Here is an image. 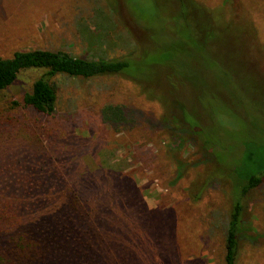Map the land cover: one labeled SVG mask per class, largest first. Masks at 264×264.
<instances>
[{
    "label": "rangeland",
    "instance_id": "obj_1",
    "mask_svg": "<svg viewBox=\"0 0 264 264\" xmlns=\"http://www.w3.org/2000/svg\"><path fill=\"white\" fill-rule=\"evenodd\" d=\"M189 2L0 0L2 57L43 48L130 58L126 75L49 77L50 114L22 101L42 69L0 91L2 187L32 193L38 215L76 192L95 229L115 225L103 226L108 264H222L237 199L235 264H264V178L239 193L264 156V0ZM107 104L135 110L134 125L110 128ZM159 123L196 144L175 160ZM177 160L185 170L173 181Z\"/></svg>",
    "mask_w": 264,
    "mask_h": 264
},
{
    "label": "trees",
    "instance_id": "obj_2",
    "mask_svg": "<svg viewBox=\"0 0 264 264\" xmlns=\"http://www.w3.org/2000/svg\"><path fill=\"white\" fill-rule=\"evenodd\" d=\"M178 1L181 8L190 6L189 0ZM96 57L83 58L65 50L43 48L14 51L9 57L0 56V91L13 84L21 71L42 69L44 74L33 81L30 90L23 94L22 101L38 112L50 114L55 110L57 90L49 77L56 74L81 78L128 74L130 58ZM142 82L139 83L143 85ZM101 116L114 131L130 129L136 120L135 110L120 104L105 105ZM173 119L177 120L174 116ZM158 126L170 134L171 143L175 144L172 149L175 160L182 145L196 144L189 138L181 139L183 128L168 127L160 123ZM182 168L184 169V165L178 161L173 181L182 178V171L185 170ZM263 178L264 156L257 172L248 173L240 180L243 182L239 190L241 196L258 186ZM1 183L3 182H0V264H108L109 245L106 243L107 234L103 232V226L115 225L106 220L100 224L101 231L95 229L90 220V212L82 209L76 192L69 189L63 193L62 211L47 210L38 215L34 212L35 203H27L32 193L13 192L8 187H2ZM51 194L53 195L52 191L50 197ZM68 208L71 210L70 214L67 212ZM241 209L242 204L237 199L227 216L222 264H235ZM114 240L115 238L112 242Z\"/></svg>",
    "mask_w": 264,
    "mask_h": 264
}]
</instances>
